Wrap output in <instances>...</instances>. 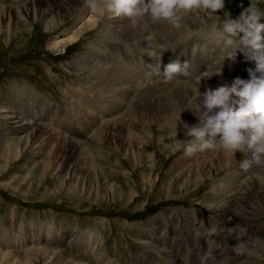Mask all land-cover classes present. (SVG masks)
Segmentation results:
<instances>
[{
    "label": "rangeland",
    "instance_id": "obj_1",
    "mask_svg": "<svg viewBox=\"0 0 264 264\" xmlns=\"http://www.w3.org/2000/svg\"><path fill=\"white\" fill-rule=\"evenodd\" d=\"M33 1L0 0V264H212L202 261L209 248L216 264H264V203L250 193L255 180L264 183V168L244 171L240 167L244 154L218 147L192 156L182 146L168 147L173 140L186 138L183 126L174 124H180V117L188 122L194 116L189 109L195 105L196 84L188 81L192 90L183 95L177 83H183L181 79L165 83L153 73L132 76V70H123L121 76L113 72L115 77L102 72L113 83L101 86L95 76L110 69L108 63L102 64L110 62L111 53L125 66L133 65L137 55L141 68L148 67V54L163 55V65L175 59L195 61L200 42L216 43L224 12L215 19L193 13L180 28L166 22L130 21L129 26L153 45L143 50L127 33L118 38L116 32H106L107 19L102 17L76 43L54 49L50 44L54 38L66 39L95 13L78 14L88 9L84 0ZM254 2L264 7V0ZM241 5L247 8L250 0H225V11L236 18ZM110 20L118 22L121 17L111 15ZM189 36L192 39L186 42ZM213 53L204 57L213 59ZM225 54L220 60L236 69L231 79H248L247 70L254 63L242 53L236 61ZM95 59L104 62L93 64ZM191 72L198 74L196 69ZM125 87L132 91L129 101L118 100L114 93ZM86 97L97 100L98 107L82 103ZM108 97L111 101H106ZM144 98L153 102L145 112L141 110L145 106L137 104ZM22 114L33 127L49 132L32 135L30 124L28 129L21 127ZM173 116V124L162 130L165 123L160 120ZM111 119L133 126L121 131L122 124L117 123L115 131H106L116 124L108 125ZM89 126H96L94 136L84 130ZM27 136L31 140L25 145ZM231 176H237L238 183L226 187ZM238 224L252 239L251 256L232 252L236 241L228 229ZM213 226L217 233L209 236Z\"/></svg>",
    "mask_w": 264,
    "mask_h": 264
},
{
    "label": "clouds",
    "instance_id": "obj_2",
    "mask_svg": "<svg viewBox=\"0 0 264 264\" xmlns=\"http://www.w3.org/2000/svg\"><path fill=\"white\" fill-rule=\"evenodd\" d=\"M84 4L91 13L102 10L115 17H126L133 25L166 22L176 28L193 13L215 19L223 11L219 24L222 29L218 30L225 37L224 45L233 49L234 54L230 53L228 59L235 61L237 54L242 53L254 67L247 70L248 79L236 77L231 83L208 88L203 93L197 89L198 95L193 93L195 105L189 110L198 122L190 126L180 117L178 127L183 126L186 138L173 140L168 147L175 150L182 146L188 156L218 147L233 154H244L246 158L240 161L244 171L264 168V23L261 22L264 7L250 0V5L247 8L241 5V14L233 18L231 12L225 11V0H84ZM162 57H152L155 64L150 68L165 83L189 75L187 61L175 59L163 65ZM216 233L215 226L208 230L209 236ZM228 233L236 241L231 245L233 253L253 255L245 227L236 225L229 228ZM203 260L216 264L211 248Z\"/></svg>",
    "mask_w": 264,
    "mask_h": 264
},
{
    "label": "bare ground",
    "instance_id": "obj_3",
    "mask_svg": "<svg viewBox=\"0 0 264 264\" xmlns=\"http://www.w3.org/2000/svg\"><path fill=\"white\" fill-rule=\"evenodd\" d=\"M35 1V0H34ZM33 1V2H34ZM65 1V0H64ZM81 1V0H80ZM79 1V2H80ZM78 2V1H77ZM83 2V1H82ZM34 4V3H33ZM32 4V5H33ZM47 4H48V2H47ZM46 4V5H47ZM79 5V4H78ZM82 6V5H81ZM83 7V6H82ZM1 9V8H0ZM84 8H82V10H83ZM80 11L78 14H80V15H82V16H84L85 14H87V12L89 11L88 9H86V10H83V11ZM76 11V10H75ZM88 14H90V13H88ZM93 14V13H92ZM0 15H2V14H0ZM74 15V14H73ZM101 15H103V16H101ZM196 15L198 16L199 14H197L196 13ZM194 16V15H193ZM102 17H106V21H103V23H105V30H106V32L109 30V31H112V32H116L115 34L118 36V38H119V36L122 34V33H124V34H126L127 33V35L130 37L131 36V38L133 37V39H132V41L134 42V45H135V43H137V45H138V47L141 49L142 48V50L143 49H149V47H150V45H152V43H151V41H150V39L148 40L147 38H146V36H144L143 34H141V33H138V31H135L134 30V28H131L130 26H129V24L128 23H130V20L128 19V18H126V17H121V21H116V20H114V22H112L111 20H110V17H111V15H109V14H107V13H105L104 11H99V13L98 14H94L93 16H91L90 18H91V21H87L88 23H86V24H83L82 25V28H80L79 30H76V32H74V34H70L69 33V35H67V38L66 39H64V40H58L57 38H54L53 40H52V42L50 43L51 44V47L52 48H54V49H65L66 47H67V45H69V44H72V43H76L78 40H79V38L81 37V35L84 33V32H87V31H90V30H92L94 27H96V26H98V24H100V22H101V20L102 19H104V18H102ZM94 18H95V22L94 21H92V19L94 20ZM74 19V18H73ZM195 19H196V16H195ZM91 23H93L92 25H91ZM119 23H121L120 25H119ZM141 23V22H140ZM133 25V24H132ZM131 25V26H132ZM139 25V24H138ZM142 25V24H141ZM142 27V26H141ZM136 29H137V27H135ZM143 28V27H142ZM180 28V27H179ZM219 28L221 29V26H219ZM139 29H140V27H139ZM214 29V28H213ZM143 30H144V28H143ZM183 30V29H182ZM141 31V30H140ZM178 31H180V30H178ZM119 32V33H118ZM121 33V34H120ZM184 33V32H183ZM120 34V35H119ZM215 34H218V32L217 33H215ZM115 35V36H116ZM180 35V34H179ZM219 37H218V35L216 36V37H218V39H215V42L216 43H213L212 42V44H210V43H205V45H204V41H202V42H200L201 43V45H200V52H199V54H198V56L196 57V59H195V61H192V59L190 58V62H188V64L189 65H191V67H188V72H189V75L188 76H186V77H180L179 79H181L182 80V82L183 83H181V82H177L178 84H180V85H178V86H181V89H182V91H183V95H186L187 93H189V91H191V90H189L190 88H192L190 85H189V82L190 81H192L193 82V84H196V88H200V90H201V92L203 93V92H205L208 88H211V87H217V85H222V84H224L225 82H227V83H231L233 80L231 79L232 77H233V75L235 74V70H234V68L233 69H230L229 67H227L226 66V64H225V61L223 60V61H221L220 60V57H222L225 53V55H229L230 53H233V49L232 48H230V47H226L225 45H224V43H222L223 42V40L225 39V37H222V33L219 31ZM127 37V36H126ZM150 37V36H149ZM200 37V36H199ZM65 38V37H64ZM187 38H189L186 42H190V39H192V37L191 36H189V37H187ZM222 38H224L223 40H222ZM220 39H221V41H220ZM130 40V39H129ZM209 41V37H208V40L206 41V42H208ZM132 42V43H133ZM129 43H131V42H129ZM151 43V44H150ZM99 45V44H98ZM130 45V44H129ZM176 45V44H175ZM153 46V45H152ZM174 46V45H173ZM97 47V46H96ZM135 47H137L136 45H135ZM169 47V46H168ZM176 47H179V45H177ZM151 48V47H150ZM155 48V47H154ZM154 48H152V49H154ZM100 49V48H99ZM101 49H103V48H101ZM215 49V51H214V53H213V50ZM99 51V50H98ZM150 51V50H149ZM153 51V50H152ZM101 52V51H100ZM99 52V53H100ZM145 52H148V51H145ZM206 52H209L210 54L211 53H213V59H210V58H206V57H204V54L206 53ZM149 53V52H148ZM152 54H153V52H152ZM209 54V55H210ZM234 54V53H233ZM102 55V54H101ZM147 55V54H146ZM105 56V55H104ZM113 56H115L114 55V53H111V55H109L108 54V56H107V59L110 61V62H104V61H102V62H104V64H102V65H105L106 63H108V68H110L109 70L108 69H106V70H102L101 69V71H98V73L97 74H95V76H96V79H97V82H98V79L100 80L98 83H99V85L101 84V86H102V84H111V83H113L112 81L111 82H109L108 80L109 79H111L110 77H107L106 76V74H104V73H109V75H113L114 76V73L113 72H115L116 73V76H118V75H120V71H125V72H127V73H130V71L133 73V75L132 76H135V75H137L139 72H145V73H147V74H149V75H151V73H152V70H151V68H150V65H153V58L152 57H150L151 55L150 54H148V59L149 60H146L147 62H148V67L146 68H141L142 66H141V62H140V60H138V56L136 55V57H135V63L133 64V65H131V66H128V65H126L125 66V64L124 63H122V61H120L116 56H115V58L117 59V61L115 60V58H111V57H113ZM206 56V55H205ZM155 57V56H154ZM237 57H238V55H237ZM236 57V58H237ZM92 58V57H91ZM106 59V60H107ZM222 59H223V57H222ZM123 60V59H122ZM231 60V59H230ZM112 61H114V63L115 64H111L110 65V63L112 62ZM216 61V62H215ZM236 61V60H235ZM102 62H99V61H97L96 59L95 60H93V64H97V65H101V63ZM197 62V63H196ZM90 63H92V61L90 62ZM89 63V64H90ZM116 64H118V65H116ZM193 64H194V66H193ZM237 64V63H236ZM110 65V66H109ZM146 65V64H145ZM237 66V65H236ZM104 67V66H103ZM226 67L228 68V70H226ZM128 68V69H127ZM197 70L198 71V74L196 75L195 73L196 72H191L192 70ZM148 71V72H147ZM102 72H104V73H102ZM193 75H192V74ZM121 75H122V73H121ZM120 75V76H121ZM149 75H146V74H144V76L145 77H147V78H149L150 76ZM131 76V75H130ZM154 76V75H153ZM115 77V76H114ZM127 77H128V75H127ZM144 77V78H145ZM226 77V78H225ZM235 77V76H234ZM113 78V77H112ZM119 78V77H118ZM197 78V79H196ZM95 79V80H96ZM130 79V78H129ZM146 79V78H145ZM153 79V78H152ZM178 79V80H179ZM115 80V79H114ZM184 80H185V82H184ZM197 80V81H196ZM120 81V80H119ZM129 81L130 80H128L127 82L129 83ZM189 81V82H188ZM176 82V80H174V83ZM115 84V83H114ZM209 84H211V86L209 85ZM142 85V84H141ZM189 85V86H188ZM216 85V86H215ZM123 86V85H122ZM170 86V85H169ZM177 86V85H176ZM176 86H174V87H176ZM190 87V88H189ZM111 88V87H110ZM160 88V87H159ZM193 89H194V87H193ZM169 90V89H168ZM162 91V90H161ZM167 91V90H166ZM166 91H164V92H166ZM195 91H197V90H195ZM164 92H161V93H164ZM159 93V92H158ZM193 93L194 92H192V96H193ZM197 93V92H196ZM112 94V93H111ZM132 94V91H131V88L130 87H125V88H120V89H118V90H116V93H114V96L115 97H117L118 98V100H125V101H129V97H130V95ZM147 94H149V93H146L145 95L146 96H149V95H147ZM28 95H30V94H28ZM151 95H153V93L151 94ZM150 95V96H151ZM23 97V96H22ZM21 97V98H22ZM79 97V99L81 98L80 96H78ZM103 97V96H102ZM183 97H185V96H183ZM104 98V97H103ZM154 98V97H153ZM182 98V97H181ZM194 98V97H193ZM83 100H81V101H83L82 103H85V105H86V103L87 104H89V106H91V107H94V108H97L98 106H97V104H96V101H94V102H92V101H90V100H88V98L86 97V98H82ZM107 100H110V98L108 97L107 99H106V101ZM147 99L146 98H144L143 100H137V101H139V102H137V104L139 105H141V106H145V108H143V109H141V110H148V109H151V107H152V104H153V102L151 103V102H147L146 101ZM149 100H151L150 98H149ZM153 100V99H152ZM111 101V100H110ZM113 101V100H112ZM146 101V102H145ZM114 102V101H113ZM113 102H111V103H113ZM135 102V103H136ZM140 102H142V103H140ZM144 102V103H143ZM105 104H108V102H105ZM97 106V107H96ZM192 108H193V105L191 106ZM91 109V108H90ZM172 109L173 108H171V111H172ZM162 110V109H161ZM161 110H160V112H161ZM82 111H83V109H82ZM29 112V111H28ZM79 112V111H78ZM99 112V111H98ZM145 112V111H144ZM180 113V112H179ZM178 113V114H179ZM192 113V112H191ZM28 114V113H27ZM27 114H22V116L21 117H19L20 118V122L22 123V125H21V127L22 126H24V129H28L29 127H30V125H31V128L30 129H28L29 131H32L31 133H32V135H34V134H36V137L37 136H44V135H46V132H49V130L46 128V127H39V126H35V127H33L35 124H32L31 122H30V120H29V118H27L25 115H27ZM31 115V114H30ZM138 115H140V114H138ZM186 115V114H185ZM132 116H134V114L132 115ZM178 116V115H177ZM184 116V115H183ZM182 116V117H183ZM187 116L189 117V115L187 114ZM25 117V118H24ZM29 117V116H28ZM86 117H88V115H86ZM174 117V116H173ZM166 118V120H160V122H161V124H163V123H165V124H163L162 126H161V129L163 130V129H167V127L170 125V123L171 124H173L172 122L174 121V119H175V117L174 118ZM191 117V120H189L188 122H187V120H185L184 122L185 123H187L188 125H194V124H196L197 122H198V120H197V118L196 117H194V116H190ZM189 117V118H190ZM89 118V117H88ZM90 118H92L93 119V121L95 120L94 119V117H90ZM186 118V117H185ZM184 118V119H185ZM32 119V118H31ZM140 119V118H139ZM181 119H183V118H181ZM34 120H35V118H34ZM142 120V119H141ZM36 121V120H35ZM110 121V120H109ZM108 121V122H109ZM125 121H127V120H121V121H119V122H112V119H111V121L108 123V125H111V123L112 124H115V125H111V126H109L107 129H106V131L108 130L109 132L110 131H115L116 130V126H117V123H119V124H122V130L121 131H125V130H129V129H127V128H130V127H132L131 126V123H129V121H127L130 125H128L127 126V123L125 122ZM34 122V121H33ZM136 122V121H135ZM159 122V123H160ZM179 122H181V121H179ZM107 123V122H106ZM102 124L101 126H106L107 124ZM139 123V122H138ZM17 124V123H16ZM28 124H30L29 125V127H28ZM132 124H134V123H132ZM179 124V123H178ZM178 124H174L175 126H177L178 127ZM39 125V124H38ZM92 125H94V124H91L90 126H92ZM98 125V124H97ZM96 125V126H97ZM87 127V129L86 128H84V130L85 131H87L88 132V134H90V133H92L93 134V132H94V127H96V126H93V127ZM100 126V127H101ZM113 126H115V127H113ZM121 126V125H120ZM138 126V125H137ZM171 127V126H170ZM19 129V128H18ZM108 132V133H109ZM95 133V132H94ZM92 134H90V135H92ZM98 135V134H97ZM96 135V136H97ZM92 136H94V134L92 135ZM128 136H129V134H128ZM128 138H130V137H128ZM38 139V138H37ZM135 139V138H134ZM142 139V138H141ZM30 140H31V138H30V136H27V138H26V140H25V145L26 144H28L29 142H30ZM33 142V141H32ZM130 143V142H129ZM127 143L126 144V146L127 145H131L132 143ZM134 143V142H133ZM69 146H73V145H69ZM132 149V148H131ZM72 150V149H71ZM223 151V150H222ZM203 153H205V152H203ZM241 155H243V154H241ZM230 155L229 154H227L226 153V158L228 159V157H229ZM219 161V160H218ZM206 162V161H205ZM210 164V163H209ZM208 164V165H209ZM231 168V167H230ZM239 170H241V169H239ZM257 170V169H256ZM259 170V169H258ZM261 171V170H260ZM220 172V171H219ZM241 172H243L242 170H241ZM259 172V171H258ZM236 173V172H235ZM220 175V174H219ZM238 175V174H237ZM245 176V175H244ZM93 177H95V178H97V173H93ZM213 178V177H212ZM97 179H99V180H102L101 179V177L99 178H97ZM228 179V178H227ZM249 181V180H248ZM262 181H263V179H262ZM236 183H238L237 182V176H231L229 179H228V181H226L225 182V186L226 187H231V186H235L236 185ZM253 185H254V187H253V190L250 192L251 194H252V196L253 197H255L256 199H259L260 201H262V203H264V183L262 182H260V181H258V180H255L254 182H253ZM225 186H224V188H225ZM250 186H251V184H250ZM233 188V187H232ZM236 189V188H235ZM226 190H228V189H226ZM225 190V191H226ZM245 190V188L242 190V193L243 192H245L244 191ZM249 190H251V189H249ZM248 190V191H249ZM104 191V190H103ZM110 192L109 190H108V188H106V192ZM224 191V190H223ZM224 191V192H225ZM245 194V193H244ZM250 194V195H251ZM107 195V194H106ZM217 195V194H216ZM249 196V195H248ZM246 198V197H245ZM255 202V201H254ZM242 203V202H241ZM243 204V203H242ZM262 206V205H261ZM238 207H240V206H238ZM256 207V206H255ZM257 208V207H256ZM244 222H245V220H244ZM222 224V223H221ZM226 225V224H225ZM239 225V224H238ZM234 226V225H233ZM225 228V227H224ZM250 228V227H249ZM218 229V228H217ZM223 229V228H222ZM252 229V228H251ZM223 231V230H222ZM251 233V232H250ZM84 237V236H83ZM251 237H253V236H251ZM213 240H215V239H213ZM252 240V239H251ZM222 241V240H221ZM200 244V243H199ZM220 244V243H219ZM89 245V244H88ZM160 248V247H159ZM163 248V247H162ZM159 250H162V249H159ZM46 251V250H45ZM168 251V250H167ZM50 252V251H49ZM166 252V251H165ZM48 254V253H47ZM167 254V253H166ZM49 255V254H48ZM8 255H6L5 256V258L7 257ZM50 256V255H49ZM221 256V255H220ZM229 256V255H228ZM47 257V256H46ZM31 258V257H30ZM174 259V258H173ZM56 261V260H55ZM12 262H14L15 263V261H12ZM16 262H18L19 263V261H16ZM59 262V261H58ZM167 262V261H166ZM13 263V264H14ZM18 263H16V264H18ZM32 263V262H31ZM146 263V262H145ZM219 264V263H218Z\"/></svg>",
    "mask_w": 264,
    "mask_h": 264
}]
</instances>
